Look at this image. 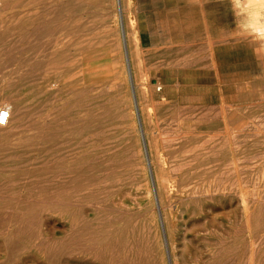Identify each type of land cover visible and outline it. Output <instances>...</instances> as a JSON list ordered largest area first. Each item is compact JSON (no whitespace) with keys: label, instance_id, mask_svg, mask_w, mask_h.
<instances>
[{"label":"rangeland","instance_id":"rangeland-1","mask_svg":"<svg viewBox=\"0 0 264 264\" xmlns=\"http://www.w3.org/2000/svg\"><path fill=\"white\" fill-rule=\"evenodd\" d=\"M0 27V264H264V57L228 0H5Z\"/></svg>","mask_w":264,"mask_h":264},{"label":"clouds","instance_id":"clouds-1","mask_svg":"<svg viewBox=\"0 0 264 264\" xmlns=\"http://www.w3.org/2000/svg\"><path fill=\"white\" fill-rule=\"evenodd\" d=\"M235 18V29L242 40L264 47V0H228Z\"/></svg>","mask_w":264,"mask_h":264},{"label":"bare ground","instance_id":"bare-ground-1","mask_svg":"<svg viewBox=\"0 0 264 264\" xmlns=\"http://www.w3.org/2000/svg\"><path fill=\"white\" fill-rule=\"evenodd\" d=\"M5 0H0L1 3H4ZM118 1H121V0H118ZM121 3V2H119ZM122 6H120L121 8ZM124 9V7H123ZM116 12V11H115ZM125 12V10L123 11ZM120 13V12H118ZM126 14V13H125ZM131 21V20H130ZM121 25V24H120ZM3 27V26H2ZM0 27V81H3V74H4V65H5V53H4V48H3V43H2V40H3V36H4V30L3 28ZM13 29H16V23H14V27ZM123 33V32H122ZM136 33V32H135ZM128 34V33H127ZM129 35H124V41H125V45H126V40L128 38ZM136 36V35H135ZM133 38V37H132ZM137 38V37H136ZM134 39V38H133ZM132 41V40H131ZM136 42V45H137V40L135 41ZM129 43V42H128ZM124 44V43H123ZM129 45V44H128ZM129 47V46H128ZM126 49H127V45H126ZM125 50V49H124ZM126 51V50H125ZM257 52V50H256ZM257 56L260 60V57H264V47H261V46H258V52H257ZM82 57V56H80ZM261 61V60H260ZM128 67V66H127ZM94 71V70H93ZM96 71V70H95ZM7 109H8V119H7V123L4 125L6 126L8 124V122L10 121V118H11V110H10V107L8 106H5ZM156 122V121H155ZM4 126H0V129L3 128ZM158 133V132H157ZM162 136V135H161ZM165 137V136H163ZM164 141V140H163ZM166 142V141H165ZM145 153V152H144ZM248 208V207H247ZM160 209V208H159ZM161 220V219H160ZM161 224V223H160ZM165 239V238H164ZM166 251V250H165ZM168 253V252H167ZM168 259V258H167ZM169 262V261H168Z\"/></svg>","mask_w":264,"mask_h":264},{"label":"built area","instance_id":"built-area-1","mask_svg":"<svg viewBox=\"0 0 264 264\" xmlns=\"http://www.w3.org/2000/svg\"><path fill=\"white\" fill-rule=\"evenodd\" d=\"M8 119V109L6 107H2L0 109V126H4L7 123Z\"/></svg>","mask_w":264,"mask_h":264},{"label":"crops","instance_id":"crops-1","mask_svg":"<svg viewBox=\"0 0 264 264\" xmlns=\"http://www.w3.org/2000/svg\"><path fill=\"white\" fill-rule=\"evenodd\" d=\"M256 55H257V52H256ZM258 57V56H257Z\"/></svg>","mask_w":264,"mask_h":264}]
</instances>
